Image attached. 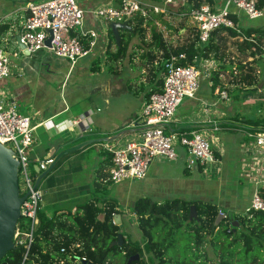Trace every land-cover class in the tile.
I'll use <instances>...</instances> for the list:
<instances>
[{"label":"crops","instance_id":"obj_1","mask_svg":"<svg viewBox=\"0 0 264 264\" xmlns=\"http://www.w3.org/2000/svg\"><path fill=\"white\" fill-rule=\"evenodd\" d=\"M35 1L39 0H0V46L10 56L13 67L16 68V72L3 79L0 89L11 100L17 102L21 113L33 118L35 132L29 154L34 164L55 158L63 150L85 140L110 137L125 128L131 130L130 133L113 141L96 142L62 157L44 178L42 186L45 193L44 205L75 206L95 197L101 204L107 197L116 199L125 210L126 205L133 206L140 197H149L156 202H161L159 200L161 197L166 200L179 198L188 201H210L217 204L226 214L245 213L250 208L254 189L257 187L256 180L262 175L264 167L263 160L256 157L251 150L253 140L249 133L261 126L254 127L252 123L254 119L237 117L238 113L230 99L234 92L230 93L222 80L220 84L214 86L210 76L202 79L196 98H187L178 107L168 132L191 134L198 131L204 134L212 141L217 160L211 164L215 167L212 170L209 166L190 168L185 148L178 145L177 160L158 159L152 164L146 178L122 185L111 182L107 192L94 194L97 171L103 163L112 158L110 147L137 140L141 136L142 127L137 123L136 118L148 101V94L158 88L159 76L155 74H160V70L157 66L153 71L150 66L140 62L146 68L141 74V83H130L127 87L123 84L118 86L113 78L98 77L103 68L109 67L111 72L114 71L113 67L109 66L108 56L102 61L99 52L88 67H79L78 75L81 77H77L74 81L71 80L70 71L76 68L82 58L72 65L67 58L60 57L70 63V69L62 80L60 76L52 73V69L50 73L38 70L33 66L34 58H37L33 55L35 53L26 55L17 44V36L22 32L23 23L29 13L28 7ZM110 1L112 0H95L84 5L87 9L85 28L99 31L96 47L101 48L102 44H106L105 39L107 35L110 36L111 25H106L95 18L91 10ZM140 1L149 3L155 0ZM221 1L223 0H215V3ZM99 22L103 23V26ZM135 56L137 54L132 53L131 61ZM42 61L44 60L40 59V62ZM95 61H97L96 71L93 70ZM221 91H227V99L221 97ZM100 101L104 103V109L100 107ZM83 115L90 117L89 130L86 132L82 131L81 125L74 123ZM123 125L126 127L123 128ZM235 127L246 131L244 141L236 146L239 151L238 162L242 164L241 169H244V172L239 173L235 178L236 173L230 170L224 180L222 167L229 146L222 142L219 134L230 133ZM242 177L252 186L250 190H241L244 184L238 182ZM112 185H117L118 189L113 191ZM205 197L210 200H206ZM215 199L217 201H214ZM240 208L243 210L240 211ZM54 210L58 211V209ZM44 213L48 217L53 216L46 211ZM131 215L137 224L136 216L133 212Z\"/></svg>","mask_w":264,"mask_h":264},{"label":"trees","instance_id":"obj_2","mask_svg":"<svg viewBox=\"0 0 264 264\" xmlns=\"http://www.w3.org/2000/svg\"><path fill=\"white\" fill-rule=\"evenodd\" d=\"M214 2L187 0L185 5L177 9L180 15L186 14L181 15L184 19L190 20L188 15L192 10L204 3ZM259 7L264 9V0H259ZM165 14L155 16L157 24L140 15L129 20L131 29L119 30L120 44H117L112 29H109L110 43L106 52L111 51L113 44L116 52L108 54V60H121L128 52L131 39L138 36L141 44L136 46L145 48L143 62L153 71L158 65L161 67L160 74H155L159 76L158 88L151 91L148 98L152 92L162 89L165 62L172 54L186 53L187 58L179 61L182 65H198L202 60L219 61L220 64L210 75L214 86L221 83L220 77L224 73L230 74L231 84L245 88L257 84L259 74L253 64L257 57L262 58L264 55V28H242L241 34L245 37L255 36L258 44L243 40L240 46L249 50L251 60H237L236 65L232 66V60L230 64L227 63L229 37H239L241 34L231 28H219L203 43L197 30L190 25L193 37L173 46L158 30L159 23L170 26ZM147 28L152 33L150 40ZM133 55L136 53L133 52ZM96 64L97 61L93 63L94 71L97 70ZM252 123L256 128H264V116ZM166 133H169L168 130ZM112 165L111 158L98 169L94 194L107 192L111 184ZM33 170L36 173V169ZM259 193L264 198V187L259 189ZM192 207L196 208L197 218L190 221ZM221 211L217 204L205 200L176 198L161 203L149 197H140L134 202L133 213L144 237L141 244L130 240L122 231V226L115 223L116 217L123 214L118 201L105 197L99 204L95 197L75 205L71 210H58L51 217L40 212L39 226L30 248L17 247L3 261L7 264H128L130 257L139 254L140 258L130 264H264V210L249 209L245 213L220 217ZM234 221H238L239 226L234 227ZM119 233L124 236L122 247H110L118 239ZM208 245L213 257L208 254Z\"/></svg>","mask_w":264,"mask_h":264},{"label":"built area","instance_id":"obj_3","mask_svg":"<svg viewBox=\"0 0 264 264\" xmlns=\"http://www.w3.org/2000/svg\"><path fill=\"white\" fill-rule=\"evenodd\" d=\"M92 1L95 0H41L30 3L28 16L19 34L21 44L31 54L46 49L54 56L67 58L75 65L98 45L99 31L85 28L87 9L84 5ZM186 3L187 0H158L149 3L140 0H112L96 6L91 13L106 25L129 21L137 15L157 24L155 16L166 13L169 6L179 8ZM242 14L255 20L264 16V9L259 7V0H223L214 4L204 3L188 16L191 25L199 33L200 41L205 43L219 28H231L241 34ZM51 36V44L48 46L46 42ZM239 39L258 44L255 36L245 37L241 34ZM186 58V53L172 54L165 62L162 89L151 93L136 118L142 127L139 139L110 147L113 163L110 179L113 184L146 178L152 164L158 159L177 160L178 145L185 148L190 168H208L209 164L216 162L217 156L211 141L201 132L166 133L178 107L185 99L196 98L202 79L209 77L215 69V60H202L198 65L179 64L180 60ZM13 73L11 60L0 46V84ZM220 94L222 98H228L227 91H221ZM89 122L90 117L86 115L74 121L81 125L83 132L89 130ZM34 132L33 118L21 113L17 102L0 89V142L11 148L20 161V192L22 196L26 195L14 237L16 248L29 249L34 241L40 222L39 213L45 202L44 190L40 185L36 187V180L54 162V158H49L34 164L29 154ZM249 136L253 140L251 150L263 160L264 167V128L251 131ZM35 167L40 171L35 173ZM256 184L249 209L264 210V198L259 193V189L264 187V170ZM220 214L226 216L223 211Z\"/></svg>","mask_w":264,"mask_h":264},{"label":"rangeland","instance_id":"obj_4","mask_svg":"<svg viewBox=\"0 0 264 264\" xmlns=\"http://www.w3.org/2000/svg\"><path fill=\"white\" fill-rule=\"evenodd\" d=\"M242 15H243V18L241 21V26L243 29L248 28V27L264 28V16L259 19L250 20L244 14ZM165 18L166 20H168L170 26L166 27L162 25L161 23H159L158 30L163 32L164 38L165 40H167L169 44L173 46H177L179 44L185 43L186 41H188L189 39L193 37V34L191 33L189 29V26L191 25V21L184 19L178 13V9L175 6H171L169 8L167 13L165 14ZM101 22L99 23L103 26V23ZM147 29H148L147 37H148V40H150L152 33H151L150 28H147ZM101 41H103V39H101ZM105 42L106 44L105 45L102 44L101 48L96 47L88 56L82 58L76 65V68L70 71L72 81L76 80L77 77L78 78L81 77L78 75L79 67H83V68L88 67L91 64L92 59H95L97 57L98 52H99V57L102 58V61L105 60L108 54L110 53L112 54L116 52V47L113 44L111 47V51L106 54V48H107L108 43L110 42V36L107 35ZM241 42L242 41L239 39V37H229L227 51H226L228 52L227 54L228 62L227 63L230 64V60H232L233 61L232 66L236 65L237 60H240L243 62H248L249 60H251V58L248 56L249 50L242 48L240 46ZM138 43H140L138 36H134L130 41L127 54H125V56L121 60H117V61L113 59L108 60L109 66H112L113 70L116 72L114 71L111 72L108 69L109 67H106V68H103L102 72L100 73V76L98 77L101 79L104 77H106V79L113 78L116 81L118 86L123 84L125 87H127L128 84L130 83L132 84L141 83V78H142L141 74L146 71L145 66L142 63H140V62H143L141 56L144 54L143 50H145V48L143 46L142 47L136 46V44ZM262 46H264V38H262ZM133 52L136 53L137 56H135V58H133V60L131 61ZM5 53L7 54L6 51ZM33 55L37 57L36 59L34 58V61H33V66L35 68L45 73H50L49 71L50 69H52V73L56 74L58 77L60 76V80L64 78V75H66L70 69V63L67 60L51 55L46 49H42L41 51H38L37 53ZM8 57L10 58L9 55ZM257 58L258 59H256V62L253 64L255 70L259 74V81L257 82L256 85L247 87L246 89L245 87H240V86L229 83V80H230L229 73H224V75L220 77V80H222V82L224 83L225 88L230 93L234 92L231 94L230 99H231L233 108L238 113L237 117L241 116L244 119L256 120L264 116V112L262 110V107H264V55H262V58H260V56ZM40 59H43L44 61L40 62ZM219 64L220 62L215 60V69L218 67ZM11 67L13 71L16 72V68L13 67L12 61H11ZM158 67L160 70L161 67L159 65ZM57 79L59 81V78ZM55 84L56 83L54 82V85ZM100 107L104 109V103L102 101H100ZM219 135L222 137V142L225 143L227 146H229V149H228L229 152L224 157V167H222V173H223L222 175H225L223 179L224 180L226 179L230 170L236 173L234 175V177L236 178V175L238 176L239 173L244 172V169H241L242 164L238 162L239 151H237L236 146L240 142L244 141L246 137V131L242 128L236 129L235 127L234 131L230 133L229 132L221 133ZM208 166L210 170H212V168L215 167L213 164H209ZM238 179L240 178L238 177ZM43 181L44 179L42 180L40 184L41 188H43L42 187L44 183ZM136 181L138 180H126L122 182L120 185L126 182H136ZM241 182L244 184V186H241L242 191L250 190L252 188V186L248 183V181H246L243 177L241 178V180H239L238 183H241ZM112 186H113V191H116L118 189L117 185L115 186L112 185ZM205 199L210 200V198H207V197H205ZM159 200L162 203V202L167 201L168 199L166 200L165 198L159 197ZM214 201H217V199H215ZM73 207H74L73 205L62 206L59 204L50 205L49 207L46 205H43L40 212L46 211L47 213L54 214L55 212L54 209L65 211V210H71L73 209ZM239 210L241 211L243 209L240 208ZM222 211L225 213L224 210ZM132 212H133L132 204L126 205L125 210L122 214L124 216L121 217L122 231L127 234L130 240L140 242L141 244H143L144 237L142 235L141 230L138 227V224H135V220L132 217L133 215H131ZM231 214L234 215L235 213L232 212ZM207 251H208L209 256L213 257V253H212L210 245H208Z\"/></svg>","mask_w":264,"mask_h":264},{"label":"water","instance_id":"obj_5","mask_svg":"<svg viewBox=\"0 0 264 264\" xmlns=\"http://www.w3.org/2000/svg\"><path fill=\"white\" fill-rule=\"evenodd\" d=\"M111 28L117 40V44H120L119 30L131 29V26L128 24V21H123L111 23ZM51 40L52 36L46 42L48 46H50ZM17 41L20 50H22L26 55L31 54L26 48V46L24 44H21L19 35L17 36ZM125 127L126 125H123V128ZM130 132V129L125 128L113 136L85 140L79 144H76L63 150L54 158V162L50 165V167L39 174L36 180V187L41 184L42 180L52 171V169L56 166L57 162L62 157L82 150L88 145H91L96 142L113 141L121 137L122 135L128 134ZM19 169L20 161L16 156H14L13 150L0 142V261H2L0 264H7V262L3 260L6 258L7 254L10 251L16 248L14 237L18 222L21 219V206L24 199L26 198V195L22 196L20 192ZM36 171L39 172L40 170L36 168ZM222 216L223 215L220 214V217ZM195 218H197L196 208L192 207L190 211L189 220L192 221ZM115 223L122 226L121 215H118L116 217ZM233 226H239V222L234 221ZM123 243L124 236L122 233H119L118 239L113 241L110 247L115 245L122 247ZM139 258V254L130 257L128 260V264H130L133 260H138ZM87 264L96 263L88 262Z\"/></svg>","mask_w":264,"mask_h":264}]
</instances>
